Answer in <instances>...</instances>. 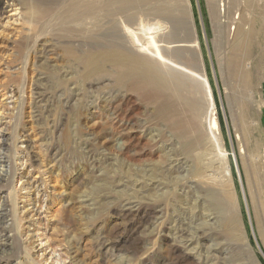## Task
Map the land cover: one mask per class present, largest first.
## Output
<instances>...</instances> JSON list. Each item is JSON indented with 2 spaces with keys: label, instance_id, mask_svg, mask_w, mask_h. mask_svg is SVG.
Here are the masks:
<instances>
[{
  "label": "rangeland",
  "instance_id": "374dc122",
  "mask_svg": "<svg viewBox=\"0 0 264 264\" xmlns=\"http://www.w3.org/2000/svg\"><path fill=\"white\" fill-rule=\"evenodd\" d=\"M113 1L0 0V264H264V0L126 1L131 57L167 60L157 15L186 25L203 106L186 137L115 67L83 66L104 43L67 30Z\"/></svg>",
  "mask_w": 264,
  "mask_h": 264
},
{
  "label": "bare ground",
  "instance_id": "6f19581e",
  "mask_svg": "<svg viewBox=\"0 0 264 264\" xmlns=\"http://www.w3.org/2000/svg\"><path fill=\"white\" fill-rule=\"evenodd\" d=\"M126 1L127 0H114L110 3L109 7H111V9H114V7L117 8L111 10V14L106 15L107 17L105 16L108 20L97 29L86 30L88 28L85 26H79L69 28L67 33L72 35L75 33L80 37L88 36V41H97V39H101L100 41H103V46H105L104 50L98 55H86L83 59V66L85 69L94 73L100 71L105 63H109L115 67L117 71L120 72L121 82L128 80L133 89L154 99V112L160 122L165 124L170 132L174 131L182 137H186V134H191L197 130L196 121L199 119L200 110L203 108L202 102L200 106L197 103L198 90H194V86L198 84V81L190 76L189 69L180 62L185 59L183 56H185L186 49H188L186 46L180 44L188 42L179 40L178 37H176L177 32L173 31L176 27L186 28V25L183 20H175L173 15H157L158 17H156L154 21V25L156 26L155 32H160L158 38H164L163 41L158 39L157 42L165 43V45L168 44V46L162 44L165 46V50H161L159 47L158 49L167 56V60L157 62L154 57L145 55L141 49V54L132 55L131 57L124 52L126 46L132 43L131 39L133 36L127 18L128 9ZM210 5L213 9L214 5ZM77 12H83L84 15L91 18L95 17L90 15V11L88 12L87 8L85 12L84 10ZM81 15L75 14L72 19L82 22L81 25H83L85 19H83ZM30 16L32 19H41L46 16V12L44 10L35 9L32 10ZM116 16H118V20L114 19ZM166 37L168 40L165 39ZM133 47L134 46H132V48ZM65 54L69 57L73 56L72 51L69 49L65 51ZM162 64L166 69L163 71V74L159 71ZM237 74L240 76V81L243 84L248 82L247 77L242 72H238ZM252 92L255 94V89L254 91L251 90V93ZM255 97L256 96H253V99ZM249 98L251 99V96ZM116 107L117 106L113 107V115L118 117ZM129 123L130 121L127 120L125 124L121 126L120 130V138L122 139L120 147L125 154L130 153L128 151V145L132 143L134 139V132L130 128L131 123L130 125ZM209 123L211 124H209V128L207 127V131L215 136L217 124L214 120ZM2 176L3 175L0 173V179ZM219 193H221V191ZM222 196L229 202V194L223 192ZM2 217L3 214L0 211V218Z\"/></svg>",
  "mask_w": 264,
  "mask_h": 264
}]
</instances>
